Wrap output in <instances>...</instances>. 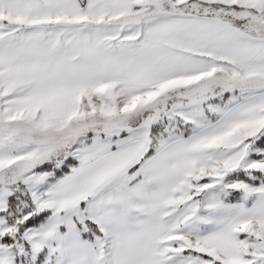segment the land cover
I'll return each mask as SVG.
<instances>
[{"label": "snow or ice", "instance_id": "6c2138e0", "mask_svg": "<svg viewBox=\"0 0 264 264\" xmlns=\"http://www.w3.org/2000/svg\"><path fill=\"white\" fill-rule=\"evenodd\" d=\"M0 264H264V0H0Z\"/></svg>", "mask_w": 264, "mask_h": 264}]
</instances>
